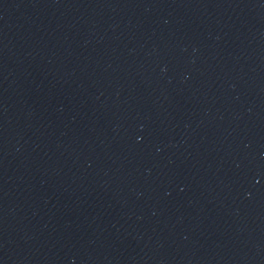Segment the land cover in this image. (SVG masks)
<instances>
[{
	"label": "water",
	"instance_id": "obj_1",
	"mask_svg": "<svg viewBox=\"0 0 264 264\" xmlns=\"http://www.w3.org/2000/svg\"><path fill=\"white\" fill-rule=\"evenodd\" d=\"M0 264H264V0H0Z\"/></svg>",
	"mask_w": 264,
	"mask_h": 264
}]
</instances>
